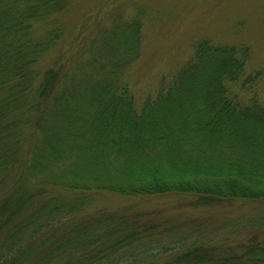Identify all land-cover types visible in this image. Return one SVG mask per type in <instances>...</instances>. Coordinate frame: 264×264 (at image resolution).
Returning <instances> with one entry per match:
<instances>
[{
	"label": "trees",
	"instance_id": "1",
	"mask_svg": "<svg viewBox=\"0 0 264 264\" xmlns=\"http://www.w3.org/2000/svg\"><path fill=\"white\" fill-rule=\"evenodd\" d=\"M68 5L0 0V264H264V105L228 86L248 46L200 39L138 107L122 76L139 55L141 10L97 25L83 56L63 46ZM107 191L259 208L95 204Z\"/></svg>",
	"mask_w": 264,
	"mask_h": 264
},
{
	"label": "rangeland",
	"instance_id": "2",
	"mask_svg": "<svg viewBox=\"0 0 264 264\" xmlns=\"http://www.w3.org/2000/svg\"><path fill=\"white\" fill-rule=\"evenodd\" d=\"M68 6L59 14V24L64 29L63 46L73 47L83 56H87L90 42L99 29L97 25L109 26L114 15L121 19L136 17L141 10L139 55L122 76L138 107L143 99L153 96L163 82H170L202 38L248 46L250 53L243 75L254 77L247 84L249 90L242 91L243 75L228 86L240 99L247 101L256 95L264 105V0H69ZM54 54L43 63H49ZM185 197L188 196H119L107 191L96 193L94 202L111 208L135 204L143 208L175 209L185 214L212 212L211 209L179 208L177 203L187 200ZM258 208L257 202L233 201L230 205L213 208L212 214L236 217L241 213L252 214Z\"/></svg>",
	"mask_w": 264,
	"mask_h": 264
}]
</instances>
